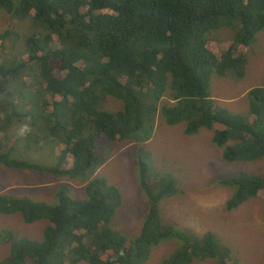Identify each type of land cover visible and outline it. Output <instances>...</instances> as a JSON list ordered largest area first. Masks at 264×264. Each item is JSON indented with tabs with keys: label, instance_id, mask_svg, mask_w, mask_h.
Wrapping results in <instances>:
<instances>
[{
	"label": "trees",
	"instance_id": "trees-1",
	"mask_svg": "<svg viewBox=\"0 0 264 264\" xmlns=\"http://www.w3.org/2000/svg\"><path fill=\"white\" fill-rule=\"evenodd\" d=\"M0 10L16 23L32 18L44 27V33L25 37L17 55L6 53L5 41L12 47L18 33L10 28L0 34V57L6 58L0 61V95H15L19 87L17 97L33 89L39 99L45 96L39 102L43 125H34L31 134L46 129L59 147L49 167L9 159L13 149L0 154V164L67 182L87 180V198L70 197L71 186L62 183L56 205L0 194L1 214H20L27 224L49 222L43 241L0 233V241L12 247L2 264H145L166 239H179L182 247L161 264H237L214 233L200 236L164 223L161 202L180 190L172 176L148 182L139 154L149 212L134 240L111 226L122 203L120 189L105 177L90 178L111 157L112 143L135 134L149 137L159 110L168 125L185 123L187 135L213 131L228 162L264 158V87L247 93L249 118L210 94L214 76L246 77L247 56L264 31V0H0ZM223 20L242 26L227 49L209 37ZM109 98L121 101L123 109H106ZM8 108V117L17 115ZM11 124L0 115L1 135ZM222 184L236 190L227 203L231 211L264 192V177L245 172Z\"/></svg>",
	"mask_w": 264,
	"mask_h": 264
},
{
	"label": "rangeland",
	"instance_id": "rangeland-1",
	"mask_svg": "<svg viewBox=\"0 0 264 264\" xmlns=\"http://www.w3.org/2000/svg\"><path fill=\"white\" fill-rule=\"evenodd\" d=\"M0 10V34L14 30L18 35L15 44L5 41L6 53L17 55L27 35L44 33L43 25L32 18L15 22L14 18ZM12 26H14L12 28ZM240 22L226 24L209 34L218 40L223 49H227L231 41L241 30ZM5 57H0L4 61ZM243 69V68H242ZM245 69V70H244ZM247 75L244 79L234 81L228 78L212 77L210 94L219 104L227 109L249 118L251 97L246 93L257 87H264V31H262L252 51L247 56L244 67ZM34 74V73H32ZM0 95V110L3 118L12 122L8 132L0 133L4 143L0 145V154L10 153L11 160L39 163L47 167L57 162L59 147L49 137L47 130L37 134L33 130L24 136L18 135L23 124L30 128L43 125L39 117V102L46 99L32 90L26 95ZM31 102V105L28 103ZM111 111L122 110L124 104L109 98L104 103ZM9 107V108H8ZM14 107H18L16 111ZM8 108L10 116L3 109ZM20 121L22 123H17ZM186 124L168 125L160 110L153 121L152 134L141 140L135 134L132 139L123 143L110 145L111 157L98 169L90 179L99 175L118 187L122 193V203L112 221V228L130 240L140 236L144 218L149 212V199L142 188V168L139 158L148 167L147 180L153 183L158 176H172L180 190L176 196L164 198L161 212L164 223L182 231H190L197 235L212 232L227 247L237 264H264V192L257 199H250L235 210H227V203L235 193V188L225 186L222 182L238 173L260 175L264 177V158L257 161H240L231 163L224 159L223 150L213 142V131L202 128L195 135L186 134ZM28 137L26 140L25 137ZM38 135V136H37ZM39 139V140H38ZM41 146H33V142ZM68 184L72 188L74 199L87 198L86 181L58 180L49 175L35 174L32 171L11 170L0 164V194H10L19 199L29 198L49 205H56L57 187ZM49 226L46 220L27 224L20 214L4 215L0 213V233L10 232L16 240L30 239L43 241ZM182 247L179 239H166L155 247L145 264H161ZM12 252V247L0 241V264L5 262ZM192 264H217L216 259L195 260Z\"/></svg>",
	"mask_w": 264,
	"mask_h": 264
},
{
	"label": "clouds",
	"instance_id": "clouds-1",
	"mask_svg": "<svg viewBox=\"0 0 264 264\" xmlns=\"http://www.w3.org/2000/svg\"><path fill=\"white\" fill-rule=\"evenodd\" d=\"M31 131V128L28 124H23L20 126L18 130V135L24 136L25 134L29 133Z\"/></svg>",
	"mask_w": 264,
	"mask_h": 264
},
{
	"label": "crops",
	"instance_id": "crops-1",
	"mask_svg": "<svg viewBox=\"0 0 264 264\" xmlns=\"http://www.w3.org/2000/svg\"><path fill=\"white\" fill-rule=\"evenodd\" d=\"M251 90H252V89H251ZM249 91H250V90H249ZM249 91H248V92H249ZM248 92H247V93H248ZM247 93H246V94H247Z\"/></svg>",
	"mask_w": 264,
	"mask_h": 264
}]
</instances>
